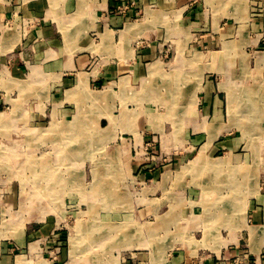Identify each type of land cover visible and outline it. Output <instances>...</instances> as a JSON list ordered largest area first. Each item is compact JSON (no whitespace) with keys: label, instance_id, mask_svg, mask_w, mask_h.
Segmentation results:
<instances>
[{"label":"rangeland","instance_id":"1","mask_svg":"<svg viewBox=\"0 0 264 264\" xmlns=\"http://www.w3.org/2000/svg\"><path fill=\"white\" fill-rule=\"evenodd\" d=\"M17 18L21 29L41 25L38 18ZM212 46L220 49L219 44ZM222 46L229 52L228 83L224 70L210 71L217 56L211 57L213 69L205 67L195 79L200 94L207 69L220 104L208 106L199 98V134L191 136L189 128L179 141L171 134L187 127L171 120L182 107L170 99L151 108L152 124L145 125L140 137L95 141L101 132L91 127L95 131L88 132L86 148L71 136H58L61 125L52 121L45 97L30 95L29 85L24 89L12 82L4 87L9 92L0 104L1 225L12 223L13 232L21 227L26 232L54 229L61 235L63 264H162L173 253L193 260L223 250L215 244L244 226L245 208L259 197L264 178V149L260 156L257 152L264 147V66L260 72L255 66L264 55L238 54L244 44L234 37ZM47 167L53 177L42 172ZM63 171L73 174L62 176ZM35 179L55 190V198L41 206L29 201L35 200ZM94 223L108 231L98 233L91 227ZM119 227L125 228L120 234ZM85 229L91 238L84 236Z\"/></svg>","mask_w":264,"mask_h":264},{"label":"crops","instance_id":"2","mask_svg":"<svg viewBox=\"0 0 264 264\" xmlns=\"http://www.w3.org/2000/svg\"><path fill=\"white\" fill-rule=\"evenodd\" d=\"M23 14L41 25L18 28L14 20ZM8 20L13 25L5 27ZM229 37L244 44L238 54L263 57L264 50L255 47L264 46V0H0V104L8 98L4 87L29 85L30 95L45 97L52 121L61 125L58 136H71L88 148L87 134L95 130L101 136L94 140L101 142L140 137L152 124L151 108L170 99L182 107L171 120L188 129L171 134L179 141L189 128L191 136L198 131L199 98L208 106L220 104L209 71L202 77V94L195 79L205 67L213 69L211 57L217 56L219 63L210 71L224 70L228 83L229 52L222 45ZM217 44L218 51L212 48ZM255 66L260 72L264 59ZM263 149L258 147L259 156ZM61 173L71 176L73 171ZM261 181L259 197L245 206L244 226L215 244L223 250L193 260L173 253L162 264H230L236 259L264 264ZM1 222L0 264H63L61 235L54 229L13 232L12 223L3 227Z\"/></svg>","mask_w":264,"mask_h":264},{"label":"bare ground","instance_id":"3","mask_svg":"<svg viewBox=\"0 0 264 264\" xmlns=\"http://www.w3.org/2000/svg\"><path fill=\"white\" fill-rule=\"evenodd\" d=\"M264 91V90H263ZM263 91H261L262 93H263ZM247 92H245V94H246ZM261 93V94H262ZM249 98V97H248ZM250 100V99H249ZM16 126V125H15ZM71 127V126H70ZM54 129H57V128H54ZM76 129V128H75ZM47 130H50V128H47ZM49 132V131H48ZM70 132H71V130H70ZM77 133V132H76ZM203 155V154H202ZM202 157V156H201ZM200 157V158H201ZM197 158H199V157H197ZM201 160V159H200ZM31 161V160H30ZM205 161H206V159H205ZM35 162V161H34ZM34 164V163H33ZM203 165V164H202ZM29 167H30V165H29ZM46 168V167H45ZM47 168H49V167H47ZM223 168V167H222ZM44 174H45V172L44 171H42ZM93 172V171H92ZM96 173V172H95ZM48 174V173H47ZM52 173H50V175H51ZM93 174V173H92ZM36 176H37V178L38 177H41V174L39 173V174H35ZM47 177H50V176H47ZM51 177H53V175H51ZM36 178V177H35ZM97 179V178H96ZM36 180V179H35ZM44 180V179H43ZM46 181V180H45ZM44 181V182H45ZM60 183H62V182H59V183H57V184H60ZM36 185H35V187L34 188H36V189H32V191H33V194L35 195V200H29L30 202H33V203H37V204H40L39 206H41V205H43V203H46V201H48L49 200V197H51L52 199L53 198H55L54 197V195H53V193H55V190L53 189V188H47V186H42L41 185V183H40V180H36V183H35ZM49 184H51V183H49ZM30 185H31V183H30ZM46 185V184H45ZM58 186V185H57ZM92 187V186H91ZM30 189V188H29ZM83 191V190H82ZM28 192V191H27ZM30 192H31V190H30ZM85 198V197H84ZM86 203V202H85ZM243 203V202H242ZM39 206H36V207H39ZM94 210V209H93ZM90 211V210H89ZM108 211H109V208H108ZM98 217V216H97ZM101 219V218H100ZM98 223V222H97ZM88 225V224H87ZM19 227V226H18ZM92 229L93 230H95V229H97V230H99V232L98 233H101V232H104V234L106 233L105 231L107 230V227H104L103 225H102V223L100 224V226H98V224H92ZM98 227H100L101 229H98ZM152 227V226H151ZM118 230V233H119V231H122L123 229H122V227H119V228H117ZM124 230H125V228H124ZM123 230V231H124ZM151 230H152V228H151ZM151 230H149V232L151 231ZM87 230L85 229V231L84 232H86ZM108 231V230H107ZM122 231V232H123ZM151 233V232H150ZM104 234H102V235H104ZM120 234V233H119ZM149 234V233H148ZM87 239L88 238H91L93 235H91V236H89L88 235V232H86V235H84ZM117 237H119V236H117ZM124 237V236H123ZM85 239V238H84ZM88 241V240H87ZM132 241V240H131ZM130 241V242H131ZM93 242V240L92 239H90L89 240V243H92ZM113 242V241H112ZM86 243V242H85ZM114 243V242H113ZM127 244V243H126ZM82 249V248H81ZM73 250V249H72ZM74 252L76 253V254H78V247H77V250H76V248H74ZM80 252V251H79ZM118 252H119V250H118ZM72 253V252H71ZM80 254V253H79ZM78 256V255H77Z\"/></svg>","mask_w":264,"mask_h":264},{"label":"built area","instance_id":"4","mask_svg":"<svg viewBox=\"0 0 264 264\" xmlns=\"http://www.w3.org/2000/svg\"><path fill=\"white\" fill-rule=\"evenodd\" d=\"M134 4V3H133ZM17 20V19H16ZM6 24L8 25V26H11V25H13L12 24V21H10V20H8L7 22H6ZM230 264H250V262L246 259V261L244 260V261H240V260H238V259H236V260H234L232 263H230Z\"/></svg>","mask_w":264,"mask_h":264}]
</instances>
